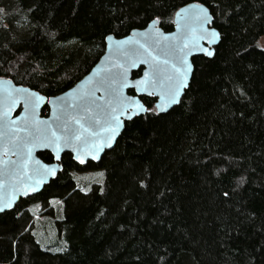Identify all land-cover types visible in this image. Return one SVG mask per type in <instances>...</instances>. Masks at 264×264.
I'll return each mask as SVG.
<instances>
[{"label":"trees","instance_id":"obj_1","mask_svg":"<svg viewBox=\"0 0 264 264\" xmlns=\"http://www.w3.org/2000/svg\"><path fill=\"white\" fill-rule=\"evenodd\" d=\"M190 2L204 0H0V78L57 95L88 73L109 34L156 18L171 31ZM208 3L225 9L213 23L222 39L213 58H194L181 103L156 117V98L142 97L149 111L99 163L64 155L56 179L0 213V264H264V0ZM84 169H102L104 182L79 189ZM38 203L62 251L38 241Z\"/></svg>","mask_w":264,"mask_h":264},{"label":"snow or ice","instance_id":"obj_2","mask_svg":"<svg viewBox=\"0 0 264 264\" xmlns=\"http://www.w3.org/2000/svg\"><path fill=\"white\" fill-rule=\"evenodd\" d=\"M228 7L232 5L229 3ZM218 9L225 14V9L221 8L220 3L209 4L208 0H204V3L190 4L175 13L182 21V24L177 25L180 34L163 36L160 33H144L141 36H146L147 39L128 38L109 45L116 53L117 59L106 70L108 75L97 81L93 88L80 91L77 96L78 103L74 101L58 108L54 112L52 122L35 120V110L44 100L43 96L29 93L26 89H9L6 93L10 102L9 111L16 103L18 95L22 94L25 108L30 110L31 116L26 117L25 127H14L7 133H0V137L8 141L4 155L7 156L11 152L12 155L20 157L17 160H0V165L3 166L0 168V177H7L11 190L9 195L0 198V213L13 208L17 195L29 196L39 192L45 183V177L54 178L57 174L58 169L54 166L30 170L25 154L30 159L36 147L51 148L59 161L62 148L69 147L75 153L72 159L84 165L85 156L93 160L99 159V153L105 147L112 146L122 126L121 116L132 119L149 111L137 101L125 97V88L131 86L138 91L159 89L162 103L157 105L158 110L152 112L156 117H160L161 113L168 111L172 105L180 103L182 90L188 87L189 73L192 70L187 60L191 49H199L208 57L215 55L214 51L205 49L201 42L209 45L219 42L220 33L209 27L214 23ZM0 13L7 15L3 9H0ZM156 23L157 20H153V28ZM106 39L112 41L113 37L108 36ZM139 64H146L148 71L142 79L130 84L129 69L136 68ZM101 89L105 95L97 97L95 93ZM244 94L240 91V95ZM129 112L131 115H128ZM81 145L83 149L79 147ZM5 183L4 179H0V188H3ZM239 183H243V178ZM140 187H146L142 180ZM223 196L229 198V192L224 191Z\"/></svg>","mask_w":264,"mask_h":264},{"label":"water","instance_id":"obj_3","mask_svg":"<svg viewBox=\"0 0 264 264\" xmlns=\"http://www.w3.org/2000/svg\"><path fill=\"white\" fill-rule=\"evenodd\" d=\"M194 3H199V2H190V3L180 7L177 11H179L183 7H186V6H188L190 4H194ZM154 20H157V23H156L154 28L152 27V24H153V20H152L146 27L135 28L128 35L123 36V37H117L114 34H109L108 36H112L113 40L108 41L107 39H105V43H106L105 51L101 55L99 60L88 71V73H86L72 87H70L69 89H67V90H65L62 93H59L57 95L46 96V95L42 94L41 92H39L38 90L33 89L29 86L16 84L10 78H5V77L0 78V133H7L11 128H14V127H19V128L25 127L26 123H27L26 117L31 116L30 110H26V108H25V105L23 103V95L22 94L18 95L16 103L11 106V110L9 111V103L10 102H9L7 95H6V93L9 89H26L29 93H36L39 96H43L44 100L40 103L39 107H37L35 110V120L52 122L54 119V112H56L58 108H60L61 106H66L67 104L72 103L74 101L78 103L79 101L77 100V96H78L80 91L93 88L95 86V84L97 83V81H99L102 78H105L108 75V72L106 70L117 59L116 53L114 52L113 49H110L109 45H114L116 41L126 40L128 38H132L134 40L135 39H147L146 36L145 37L141 36V34H144V33H148V34L160 33L163 36H173V35L180 34V29H178L177 25L182 24V21H180L176 15L174 16V28L171 31L164 30L160 26L159 19L156 18ZM209 27L214 28L215 30H217L220 33L219 42L213 43L211 45H209L205 42H201V44L205 49L212 50L216 54V47L220 44L221 39H222V35H221L220 30L218 28H216L213 24L209 25ZM190 48H191V44H190ZM186 51H188V50H186ZM199 56L208 57L203 52L199 51V49H195V48H192L191 52L187 56L188 64L191 66L192 70L189 73L188 87H186L182 90V94L180 97L181 101H182L187 89L189 88V86L192 82V78H193V75L195 72L194 58L199 57ZM213 57H208V58H213ZM141 68H142L141 74L139 76H134V72L138 71ZM113 71H116V69H113ZM146 71H148V66L146 64H139L136 68H130L129 72H128V80H129L130 84L134 83L137 80L142 79L144 77V73ZM6 81L10 82V83H6ZM130 90H134V94L130 93ZM70 93H72L73 95H69ZM158 93H159V89H156V90L149 89L147 91H138L136 88L131 87V86L128 88H125L123 90V95L125 97H128L129 99H131L133 101H137L140 105H143L147 109H148V107L146 106V104L142 100V97L147 96V97L156 98V102H155L156 110H158L157 105L162 103ZM95 95L97 97H101V96H104L105 93H104L103 89H101V91H97L95 93ZM98 102L103 103V101H98ZM180 103L172 105L170 108H168V111L162 112V113L169 112L171 109L178 106ZM46 106L49 108V112L47 115H43L42 111ZM5 113H7L6 116H5ZM144 114L145 113H141L140 115H144ZM128 115H131V112H129ZM140 115H137V116H140ZM135 117L136 116H134L133 118H135ZM132 119H128L127 116H121L122 126L118 130V134L116 135V137L112 143V146L111 147H105L99 153V159L93 160V159L89 158L88 156H85L86 163L84 165H81V166L87 165L88 162H90V161L93 163H99L101 161L103 155L107 151L112 150L116 146V143H117L119 137L121 136V134L123 133V131L125 129L126 122L130 121ZM13 122H15V123L13 124ZM21 135H23V133H21ZM7 143H8V141L6 138L0 137V160H17V159H19L20 158L19 156L12 155L11 152L7 156L4 155V148H5V145ZM8 146L11 147V145H8ZM79 147H81V149H83L82 145ZM45 151L52 153V155L54 156L53 162L47 163L39 156V153L45 152ZM66 153H70V154H72V156L75 155V153L72 152V149L69 147L62 148V150L60 152L61 159L59 161L56 160L55 153L53 152V150L51 148L36 147L32 151L30 159L27 158L26 154H25V158L28 159V167L30 170L34 169V168H40L42 166H49V167L54 166L58 169V171H57V174L54 178L53 177H45V183L41 186L39 192H37L33 195H29V196L17 195L15 200H14L13 208L16 206V204L21 199H26L28 197H32V196L40 193L47 185L50 184V182L52 180L56 179L59 172L62 171L64 168L60 162L62 160L63 155ZM76 163L78 164V162H76ZM2 167L3 166L0 165V168H2ZM0 179H4L6 181L5 186L3 188H0V198H3L5 195H9L11 190H10V187L8 186V183H7V177H0ZM6 211H9V210H6Z\"/></svg>","mask_w":264,"mask_h":264},{"label":"rangeland","instance_id":"obj_4","mask_svg":"<svg viewBox=\"0 0 264 264\" xmlns=\"http://www.w3.org/2000/svg\"><path fill=\"white\" fill-rule=\"evenodd\" d=\"M260 44L264 47V37L260 40ZM74 176L77 180L78 188L83 191L90 190L94 184H102L104 182V171L102 169L75 171ZM52 205L56 209L57 216H59L62 213L61 201L53 200ZM31 210L34 215V232L36 233L37 239L42 244L43 248L54 251H62L59 250L62 249L61 247L59 249L58 247H53L54 242H51L57 234L54 226V220L51 216L46 214L45 210L42 209V206L39 203L32 206Z\"/></svg>","mask_w":264,"mask_h":264},{"label":"flooded vegetation","instance_id":"obj_5","mask_svg":"<svg viewBox=\"0 0 264 264\" xmlns=\"http://www.w3.org/2000/svg\"><path fill=\"white\" fill-rule=\"evenodd\" d=\"M61 93H62V92H61ZM66 154H69L71 157H73V156H72V154H70V153H66ZM66 154H64V155H66ZM64 155H63V156H64ZM62 159H63V157H62ZM60 163H61V164L63 165V167H64V164H63L62 160H61V162H60ZM90 163H91V161H90V162H88V164H87V165H85V166H81V165H79V164H78V165H79V166H81V167H87V166H88ZM76 164H77V163H76ZM63 169H64V168H63ZM84 170H88V169H84ZM60 172H61V171H60Z\"/></svg>","mask_w":264,"mask_h":264}]
</instances>
